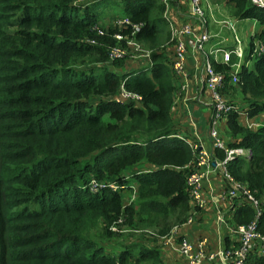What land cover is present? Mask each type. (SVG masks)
<instances>
[{
	"label": "trees",
	"instance_id": "16d2710c",
	"mask_svg": "<svg viewBox=\"0 0 264 264\" xmlns=\"http://www.w3.org/2000/svg\"><path fill=\"white\" fill-rule=\"evenodd\" d=\"M99 1L0 0V264H165L160 247L147 243L157 237L141 234L106 250L89 232L99 227L103 238L118 236L109 228L121 218L117 228L135 222L161 238L200 211L186 186L192 142L177 136L171 111L176 84L165 4L114 2L129 23L122 28L113 25L119 15L102 18ZM221 1L233 18L258 24L235 84L227 79L233 56L211 65L226 76L221 93L238 92V110L258 123L244 127L232 111L220 135L227 147L249 151L225 168L258 200L256 232L264 236V7ZM132 24L149 63L134 65L129 55L109 61L112 34L129 36ZM254 40L263 46L258 54ZM120 88L140 101H116ZM91 179L115 181L119 189L90 190ZM132 191L134 201L126 203ZM231 206L223 216L229 225L254 218L250 205ZM244 264H264V255L252 248Z\"/></svg>",
	"mask_w": 264,
	"mask_h": 264
},
{
	"label": "built area",
	"instance_id": "2783aa9c",
	"mask_svg": "<svg viewBox=\"0 0 264 264\" xmlns=\"http://www.w3.org/2000/svg\"><path fill=\"white\" fill-rule=\"evenodd\" d=\"M165 4V12L168 8L167 0H161ZM188 7L186 10L188 18L195 19V24L199 28L195 30L194 26L190 23L184 22L181 25H172L169 23L170 41H172V54L170 60V69L173 73L176 83L178 82V90H185L186 80L189 76V72L186 70L185 58L187 50L190 48L195 53L203 55L202 73H203V85L206 89L210 100V112L208 116L207 136L211 142V152H207L199 149L195 143H190L191 149L194 151L193 169L186 177V186L188 191L189 203L192 207L201 209L204 207L205 200L201 195V182L203 179H207L211 173H214L216 169L220 173L221 179L224 182V198L232 207L234 203H246L250 205L255 211L254 218L242 224L226 225L228 230L232 233L235 243L227 248L216 250L208 254L204 253L205 238H200L196 242L190 241L184 236H177L178 226H172L168 233L161 238L168 244H175L178 255L184 259L186 264H199L203 259L211 261L216 257L220 258L223 264H244V258L247 252L255 248L259 254L264 255V236L256 232V218L259 214L258 200L253 194L244 187L240 182L236 181L225 168V164L228 160H231L235 156H248V149L240 147H227L224 141L221 139L220 123L223 122L225 116L236 111L239 114L241 123L244 127L250 128L256 126L257 121L248 119L242 110H238L237 105L227 100L221 93L223 86L225 85L226 76L222 72L215 71L211 65V61L227 64L230 56H233L236 62L235 68L230 69L228 73V84H235L237 81L236 73L239 63L243 57L244 46L242 45L238 32L235 27L233 19L227 18L221 20L220 24L227 31L230 39L231 46L229 50L221 53V58H210V51L206 52L204 49L205 43L209 39V34L206 30V19L203 9L200 5V0H186ZM251 3L264 7V0H250ZM166 16V15H165ZM167 18V17H166ZM113 25L124 28L129 25L128 20L122 16L113 19ZM219 25V24H218ZM138 30V25L132 24L129 36H122L120 33L115 32L112 34V38L115 40V45L112 46L108 53V60L123 58L125 55H129L132 58L133 51L137 49L142 50V45L133 39V35ZM98 34H103L102 30H98ZM123 41L124 47L120 44ZM127 48V53L125 51ZM263 46L258 40L253 41V52L258 54L262 52ZM145 58L149 62V51L145 49L143 51ZM218 50L215 49L214 57H216ZM232 66V65H231ZM177 85V84H176ZM116 101H123L125 99L140 101L138 95L129 93L120 88L118 94L114 97ZM218 149L223 153V157L218 159L213 157V150ZM102 187H107L111 190H118L119 186L112 180H95L91 179L88 183L90 190H98ZM135 198V192L126 198V203H132ZM196 215L195 210L189 212L185 221L179 226H189L194 221ZM215 219L217 222H223V215L216 213ZM226 222V221H225ZM121 223V218H118L115 224L110 226V231L117 229L116 224ZM176 238V241H175Z\"/></svg>",
	"mask_w": 264,
	"mask_h": 264
},
{
	"label": "crops",
	"instance_id": "0c3cea01",
	"mask_svg": "<svg viewBox=\"0 0 264 264\" xmlns=\"http://www.w3.org/2000/svg\"><path fill=\"white\" fill-rule=\"evenodd\" d=\"M209 1L213 6L209 5ZM170 2L174 3L175 0H170ZM200 2L201 4L202 2L204 3L206 23L210 36L204 45V49L206 52L210 51L211 54L209 57L211 59L216 58L219 60L221 58V53L229 50L231 46V39L227 31L220 24L222 22L221 20L227 18L233 19L235 25L236 22L243 20L236 21L230 14V8L221 0H200ZM183 3L185 6V18L183 17L184 14L182 13V10L173 8L174 10H171L172 13L169 14L170 19H168L167 12H165L168 22L176 26L187 22L194 26L195 30H197L199 27L196 26L195 19L191 17L188 18L187 16V1L183 0ZM120 16L121 15L119 14L118 17ZM253 23L254 22L250 23L248 31H245V29L243 30L242 27L239 29L236 28L238 36L243 37L242 35L245 33V37L243 38L248 40V38L256 31L253 29ZM171 49L169 56L170 60L172 54ZM215 49L218 50L216 57H214ZM235 62L236 60L231 63V70L235 68ZM202 63L203 55L195 53L189 48L185 58L186 70L189 72V76L186 80V88L182 91L178 90V82L176 83L175 79V84L177 85L171 111L173 120L179 128L177 136L188 137L187 139L190 142L197 144L199 149L201 148L204 151L211 152V142L207 136L210 100L203 85ZM223 96L227 99H233L228 93H224ZM239 121V123H241L240 117ZM223 124L224 120L222 122V125ZM224 189V182L221 179L218 169H216V171L211 173L206 180L203 179L201 182V195L205 200L204 207L196 213L194 221L191 225L178 226L177 229L178 237L184 236L192 242H196L200 238H205V246L203 248L205 254L226 248L224 244V237L228 238V246L235 243L233 235L226 226L228 223L225 222V218L223 217V222L220 223L215 219L217 212L224 216L229 208V205L224 198ZM163 243L165 244L162 252L164 256L161 258L163 263L186 264L184 259L178 255L174 243L170 245L166 243L164 239ZM169 252L170 254L175 255V258L177 259L175 262L169 256ZM199 264H223V262L220 258L216 257L211 261L203 259Z\"/></svg>",
	"mask_w": 264,
	"mask_h": 264
},
{
	"label": "rangeland",
	"instance_id": "374dc122",
	"mask_svg": "<svg viewBox=\"0 0 264 264\" xmlns=\"http://www.w3.org/2000/svg\"><path fill=\"white\" fill-rule=\"evenodd\" d=\"M116 1H119V0H100L99 1V5L100 6H106L105 10L103 11V16L104 17L102 16V18L108 20V18H106V17H108L110 15H113V14L119 15L121 13L120 6L114 5V2H116ZM117 4H118V2H117ZM200 5H201V8L203 9V12H204V15H205V19H206L204 3L202 2V4H201V2H200ZM209 5L213 6L210 1H209ZM173 8H177L179 10H182V13L184 14L185 6H184V3H183V0H180V1L175 0L174 3L170 2L168 4V8H167V11H166L168 19H170V15L169 14L172 13L171 10L173 11L174 10ZM183 17L185 18V14L183 15ZM235 20L237 21L238 19H235ZM240 20H243V21L236 22V25H235L236 28L239 29L240 27H242L243 30L245 29V31H248L249 30V25L253 21L248 20V19H240ZM253 24H254L253 29L257 30L258 29V24L256 22H254ZM172 25H174V24H172ZM206 30H207V32L209 34L207 23H206ZM242 36L245 37V33ZM243 37L239 36L242 45L245 47L247 39L243 38ZM142 50L144 51L145 48L142 47ZM125 51L127 53V48L126 47H125ZM143 51H141V49H137V48H136L135 51H133L132 60H133V64L134 65H136V64L143 65V64L149 63L148 60L145 58ZM85 67L86 66H82L81 65V68H85ZM115 71L117 73H120L121 69H116ZM230 96H232V98H233L231 100V102L234 103L235 105H237L240 102V95L238 94V92H235V93L232 92V93H230ZM222 127H223V125H222V122H221L220 126H219L220 131H221ZM219 135H220V133H219ZM220 137H221V135H220ZM224 143H225V141H224ZM125 201H127V200L125 199ZM134 223H133L132 226L121 225L119 228L115 229L114 231L112 230V232H116V234H118V236L109 237V238H103V237L100 236V231L101 230H100L99 227L91 230L89 232V236L91 238H94L95 241H97L98 243H101V245L104 246L106 248V250H109L110 248H112L114 243L123 244V243L134 242L136 240H140L142 238L141 234H145L144 238H146V237H148V238L157 237L154 241L153 240H152V242L148 241L147 243L148 244L149 243L154 244L158 248L160 247V251H161L160 255H161V258H163L164 255L162 254V252L164 250V245H165L163 243V238H160L159 236H157L155 229H153V228H138L137 227L138 225H136ZM143 240H146V239H143ZM159 240H160V242H159ZM169 256L171 257V259L174 262L177 260L175 258V255L174 254H170V252H169Z\"/></svg>",
	"mask_w": 264,
	"mask_h": 264
}]
</instances>
